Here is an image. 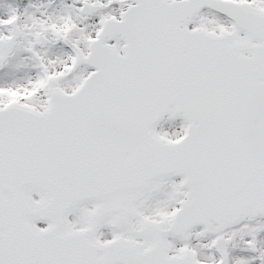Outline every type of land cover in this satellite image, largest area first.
Instances as JSON below:
<instances>
[{
	"label": "snow or ice",
	"instance_id": "1",
	"mask_svg": "<svg viewBox=\"0 0 264 264\" xmlns=\"http://www.w3.org/2000/svg\"><path fill=\"white\" fill-rule=\"evenodd\" d=\"M0 264H264V0H0Z\"/></svg>",
	"mask_w": 264,
	"mask_h": 264
}]
</instances>
